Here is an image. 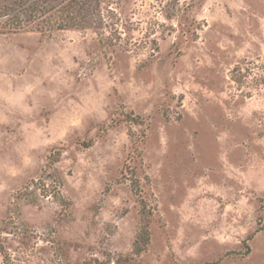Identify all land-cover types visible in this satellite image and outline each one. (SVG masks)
I'll use <instances>...</instances> for the list:
<instances>
[{
    "label": "rangeland",
    "instance_id": "1",
    "mask_svg": "<svg viewBox=\"0 0 264 264\" xmlns=\"http://www.w3.org/2000/svg\"><path fill=\"white\" fill-rule=\"evenodd\" d=\"M100 6L0 33L5 264H264V0Z\"/></svg>",
    "mask_w": 264,
    "mask_h": 264
},
{
    "label": "trees",
    "instance_id": "2",
    "mask_svg": "<svg viewBox=\"0 0 264 264\" xmlns=\"http://www.w3.org/2000/svg\"><path fill=\"white\" fill-rule=\"evenodd\" d=\"M102 1L4 0L0 10V18H2L0 21V33L14 34L21 31L51 33L67 29H92L98 31L103 27V16L100 12ZM143 233L145 240H147V231H143ZM145 240H142V242L144 243ZM136 250L138 253L141 251L140 248ZM0 254L5 264L7 255L1 245Z\"/></svg>",
    "mask_w": 264,
    "mask_h": 264
}]
</instances>
